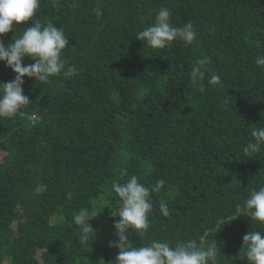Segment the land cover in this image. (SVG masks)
Returning <instances> with one entry per match:
<instances>
[{
	"label": "trees",
	"instance_id": "1",
	"mask_svg": "<svg viewBox=\"0 0 264 264\" xmlns=\"http://www.w3.org/2000/svg\"><path fill=\"white\" fill-rule=\"evenodd\" d=\"M161 7L173 26L194 24L192 45L152 49L137 39ZM34 19L63 29L64 59L78 74L24 77L32 103L0 119V264H114L113 184L132 175L149 187L165 180L147 232L128 233L134 247L216 241L217 264H247L244 235L264 236L244 210L264 186V149L243 151L264 126V68L254 63L264 56V0H40ZM26 26L0 39L7 45ZM204 56L219 85L211 73L192 81ZM14 78L0 62V83ZM81 209L87 242L74 224Z\"/></svg>",
	"mask_w": 264,
	"mask_h": 264
},
{
	"label": "clouds",
	"instance_id": "2",
	"mask_svg": "<svg viewBox=\"0 0 264 264\" xmlns=\"http://www.w3.org/2000/svg\"><path fill=\"white\" fill-rule=\"evenodd\" d=\"M39 8L40 0H0V37L9 32L14 33L16 25H27L22 34L13 35L12 42L7 45L0 39V62L15 73L13 80L0 83V119H11L22 114L32 103L24 94V77L46 83L49 78L61 74L65 77L78 74L75 65H69L64 59V50L68 47L69 40L63 29L57 28L50 21L42 23L34 19ZM94 11L98 19L103 15L99 8ZM170 17V10L161 7L155 14L154 22L140 31L137 39L152 49H165L176 41L185 46L192 45L197 39L194 24L189 21L182 27H176L172 25ZM29 22L31 26H28ZM25 57L34 63L24 64ZM254 63L264 68V56L257 57ZM210 64L211 59L207 56L196 62V67L190 74L194 83L197 79L204 78L207 73H211V85L221 83L220 76L212 71ZM251 136L254 140L243 149L246 156H252L264 149V126L258 125L251 132ZM164 185L165 180L158 179L150 187L145 186L135 175L124 184H113V190L121 201L117 216L119 219L114 222L115 234L118 237L114 246L119 250L114 264H217L216 241L204 246L195 240H188L177 243L175 247L168 242H153L139 248L130 243L129 232L135 231L140 236L147 232L150 216L154 211L152 194L159 193ZM244 210L251 221L264 224V186L250 193ZM158 211L164 217L170 216L166 203L161 202ZM89 220V213L85 209L79 210L74 216V224L80 230L79 239L82 242H87L93 233L87 223ZM203 239L202 237L201 241ZM111 246L113 245L110 244ZM241 251L247 264H264V236L256 230L249 231L243 237Z\"/></svg>",
	"mask_w": 264,
	"mask_h": 264
},
{
	"label": "built area",
	"instance_id": "3",
	"mask_svg": "<svg viewBox=\"0 0 264 264\" xmlns=\"http://www.w3.org/2000/svg\"><path fill=\"white\" fill-rule=\"evenodd\" d=\"M33 118L35 117V115L32 116ZM36 118V117H35ZM37 119V118H36Z\"/></svg>",
	"mask_w": 264,
	"mask_h": 264
}]
</instances>
